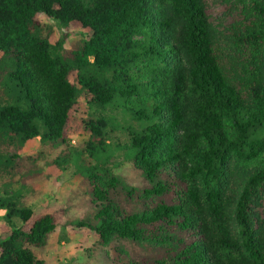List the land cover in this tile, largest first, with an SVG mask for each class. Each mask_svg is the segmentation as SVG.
Returning <instances> with one entry per match:
<instances>
[{
    "label": "trees",
    "instance_id": "trees-1",
    "mask_svg": "<svg viewBox=\"0 0 264 264\" xmlns=\"http://www.w3.org/2000/svg\"><path fill=\"white\" fill-rule=\"evenodd\" d=\"M68 170L90 217L24 200ZM0 210V264H264V0H0Z\"/></svg>",
    "mask_w": 264,
    "mask_h": 264
},
{
    "label": "rangeland",
    "instance_id": "rangeland-1",
    "mask_svg": "<svg viewBox=\"0 0 264 264\" xmlns=\"http://www.w3.org/2000/svg\"><path fill=\"white\" fill-rule=\"evenodd\" d=\"M50 22L54 23L56 27L58 26L56 22ZM58 31L60 34L65 32L62 28H58ZM66 32H70L67 40L68 45L82 36L80 30L74 29ZM38 144V140H31L26 146L27 153H36L39 146ZM123 171L125 174H133L130 166H127ZM3 187L2 185L1 188ZM11 188L17 190L20 188V184L15 183ZM24 200L30 205H33L39 212L58 209L66 210L67 218L73 220L90 217L94 209L83 178L79 175H74L73 170L64 172V174L58 178L53 177L47 180L37 197L25 191ZM4 213L5 210H0V215H4ZM3 222L4 220L0 218V224ZM95 240L92 233L87 230L63 227L52 236L47 250L42 251L36 249V251L40 256L46 254L54 259L52 262L53 264H60L62 261H67V259L83 251V249L93 245ZM143 253H145L144 250ZM99 255H103V252L100 250L98 251L97 259L92 258L88 260H93V264H104L102 256ZM79 260L80 262L84 261V257L80 256Z\"/></svg>",
    "mask_w": 264,
    "mask_h": 264
}]
</instances>
